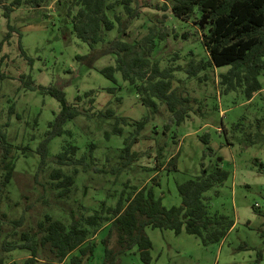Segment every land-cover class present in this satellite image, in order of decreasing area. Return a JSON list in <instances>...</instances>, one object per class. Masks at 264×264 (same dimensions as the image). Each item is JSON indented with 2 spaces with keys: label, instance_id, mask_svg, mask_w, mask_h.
I'll return each mask as SVG.
<instances>
[{
  "label": "rangeland",
  "instance_id": "obj_1",
  "mask_svg": "<svg viewBox=\"0 0 264 264\" xmlns=\"http://www.w3.org/2000/svg\"><path fill=\"white\" fill-rule=\"evenodd\" d=\"M72 1L50 0L42 4L41 8L32 5L15 8L10 13L9 21L3 17V9L0 7V74L3 75L0 79V130L5 133L11 147L28 145L35 149L47 130V124L60 109L54 98L41 93L38 88H61L67 103L77 104L85 112L65 125L64 129L70 134L56 137L50 142L49 156L58 153L62 144L77 145L81 151H85L89 143H94L98 148L95 151L98 157L97 167L110 171L112 167H118V164L124 162V159L117 156L120 152L114 149L122 147L124 138L130 137L129 133L133 132L134 127L122 126V137H112L106 141L104 132L111 131L114 120L99 119L96 117L97 113L110 109L115 115L124 117L134 125V122L149 115V110L140 104L135 92L122 80L119 73L115 75L117 83L113 84L98 72L99 69L114 65L113 56L98 58L92 68L77 60L78 56H87L91 51L71 33L67 12ZM133 5L139 8L142 16L133 21L131 32L147 20L158 26L157 22L163 16L177 27L170 10H162L163 0H134ZM76 10L73 7L71 13ZM7 24L17 30L10 31L11 36L5 39ZM180 31L188 32L187 46L196 52V59L204 57V50L199 45V33L202 35V31L194 26L193 21L186 23ZM115 32H110L108 38H112ZM182 46V43L169 37L164 52L166 51L165 58L168 59L177 50H181L177 63L184 69L189 58H185L187 49ZM21 52L26 58L21 56ZM227 69L210 70L207 72L208 80L201 82L196 77L185 80L184 73L177 74V78L185 81L182 83L184 90L196 99L197 106L194 104L193 111L199 105L202 113L194 112L190 119L176 126L171 123V115L165 106L159 104L157 113L150 116L149 123L136 136L138 140L132 146V150L140 155L132 162L133 172L129 174V171L123 169L117 181L119 191L126 179L131 184L138 182L141 186L150 185L152 176L159 172L160 183L154 188L155 197L160 198L165 208H170L181 203L177 184L200 175L202 167L209 168L212 164H219L229 176L221 186L204 193L205 202L210 213L228 216L234 221V226L224 240L207 247L201 246L196 237L185 233L175 235L168 230L147 228L145 233L152 243L150 264H264V145H249L242 130L231 129L232 125L241 122L246 132L255 133V122L264 116V71L259 76L262 89L247 101L241 89L222 95L218 75ZM27 76L36 87L34 91L25 88ZM112 88H116L114 93H108L107 90ZM88 91H93V94L82 98ZM78 96L82 98L80 102L76 101ZM91 98L93 102L89 103ZM214 106L217 110H214ZM166 125L168 130L164 128ZM203 134L209 135L208 146L198 138ZM14 151L13 148V155L17 160L10 184V196L17 207L8 212L9 219H18L25 211L27 225L35 228L36 221L46 211L65 207L41 187V184L46 185L48 181L49 170L38 178L39 183L34 182L38 157L30 154L25 159L18 151ZM106 154H110L109 160L103 164ZM1 155L0 149V157ZM175 155L178 157L177 171L165 169V164L163 170L150 171L157 169V162ZM156 157H159L158 160ZM93 172L92 170L89 178H86L88 180L80 178L76 191V197H80L81 190L85 189L86 197L83 200L88 207L94 204L91 198L95 195V189L102 191V188L109 187L114 178L111 174ZM123 173L129 175L121 177ZM44 199L47 200L46 203L43 202ZM5 205L2 204V211H7ZM69 208L66 205V211ZM71 209L74 210V207ZM104 239H107V248H118L115 233L108 234L105 228L90 239L94 244V254L89 258L83 257L82 264H103ZM28 256L25 251H14L5 255V264H24ZM47 257L50 255H41L33 264H58L52 257ZM69 258L61 264H70ZM114 263L142 264L134 250L117 256Z\"/></svg>",
  "mask_w": 264,
  "mask_h": 264
},
{
  "label": "trees",
  "instance_id": "obj_2",
  "mask_svg": "<svg viewBox=\"0 0 264 264\" xmlns=\"http://www.w3.org/2000/svg\"><path fill=\"white\" fill-rule=\"evenodd\" d=\"M49 1L0 0V7L3 9V17L9 21L10 13L15 8L25 5L41 8L42 4ZM133 3L134 0H73L67 16L70 19L71 33L91 51L87 56H78L77 60L92 68L98 58L113 56L114 65L99 69L98 72L113 84L117 83L115 75L119 73L122 80L135 92L140 104L149 110V115L146 114L131 125L110 109L97 113L96 117L99 119L114 120L111 131L104 132L106 141L112 137H122V126L134 127L133 132L129 133L130 137L124 138L122 147L114 149L120 152L117 156L124 159V162L107 171L97 167L98 157L95 151L98 148L94 143H89L85 151H81L77 145L62 144L58 153L49 156L50 142L56 137L70 134L64 129L65 125L75 121L85 111L78 108L77 104L69 105L61 88L39 87L41 93L51 96L59 103L60 109L47 124V130L37 147H11L5 133L0 130V264H5V255L20 250L29 254L24 264H33L44 254H49L58 264L69 257L70 264H82L83 257L89 258L94 254V244L90 239L105 228L108 234L115 233L118 248L109 249L106 246L107 239L102 240L105 258L103 264H115L117 256L133 250L142 264H150L152 243L145 233L147 228L168 230L175 235L185 233L194 236L203 247L218 244L233 228L234 221L231 218L210 213L205 202L204 193L221 186L229 176L219 164H212L209 168L202 167L200 175L177 184L181 203L170 208H165L160 198L155 197L154 188L160 183L159 172L152 176L150 185H138V179H135L137 183L131 184L126 179L120 191L117 178L123 169L129 171V174L133 172L132 162L140 155L132 150V146L138 140L136 136L149 123L150 116L157 113L159 104L165 106L171 115V123L176 126L190 119L194 112L202 113L199 105L193 111L196 99L184 90L182 83L185 81L177 78L178 73H184L185 80L196 77L201 82L208 80V71L228 68L218 75L222 95L241 89L247 101L262 89L259 76L264 71V0H163L162 10H170L177 27L163 16L157 22L158 26L147 20L149 23L144 22L134 33L130 27L142 15ZM73 7L77 10L71 13ZM191 20L202 31V35L199 33V45L204 50V57L199 60L196 59V52L187 46L188 32L180 31ZM7 28L5 39L11 36L10 31L17 30L9 24ZM114 30V36L108 38V34ZM169 37L182 43V48L187 49L185 58L189 59L184 69L177 63L181 50H177L173 57L165 58L164 48ZM21 56H25L23 52ZM1 78L3 75L0 74ZM174 83L177 85L174 86ZM24 85L30 91L36 89L29 76ZM115 90L116 88H112L107 92L112 94ZM92 94L93 91H88L82 98H88ZM82 98L78 96L76 101L80 102ZM92 102L91 98L89 103ZM214 110H217L215 106ZM254 125V134L246 132L241 122L232 125L231 129L242 130L249 145H264V116ZM164 128L168 130L169 127L166 125ZM198 138L208 146V134ZM13 148L25 159L30 154L38 157L34 182L39 183L38 178L49 170L48 181L46 185L41 184V187L65 207L46 211L36 221L35 228L27 225L25 211L18 219H9L8 212L17 207L10 196V184L17 160L13 155ZM208 151L211 152L210 147ZM108 156L110 154L105 155L103 164L108 162ZM158 158L156 157L157 160ZM176 158L178 157L175 155L161 160L156 163L157 169L150 171L163 170L165 165V169L177 171ZM92 170L97 174H111L114 178L109 187L102 188V191L95 189V195L91 198L94 204L88 207L83 200L86 197L85 189L81 190L80 197H76V191L80 178H89ZM128 175L123 173L121 177ZM43 202L46 203L47 200L44 199ZM2 204H6L7 211L1 210ZM66 205L70 207L68 211Z\"/></svg>",
  "mask_w": 264,
  "mask_h": 264
}]
</instances>
